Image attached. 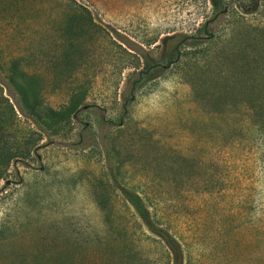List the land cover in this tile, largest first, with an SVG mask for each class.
<instances>
[{"label": "rangeland", "instance_id": "obj_1", "mask_svg": "<svg viewBox=\"0 0 264 264\" xmlns=\"http://www.w3.org/2000/svg\"><path fill=\"white\" fill-rule=\"evenodd\" d=\"M218 1L0 0L5 98L83 97L2 172L0 264H173L123 188L182 264H264V0Z\"/></svg>", "mask_w": 264, "mask_h": 264}, {"label": "trees", "instance_id": "obj_2", "mask_svg": "<svg viewBox=\"0 0 264 264\" xmlns=\"http://www.w3.org/2000/svg\"><path fill=\"white\" fill-rule=\"evenodd\" d=\"M211 1L216 7L220 5L218 0ZM157 68V65L147 66L139 73V79L156 74ZM206 68L209 69L207 66ZM18 77H22L21 74H18ZM14 85V92L20 97L19 100L15 95L16 108L5 98L0 89V179L10 162L25 163L30 158L32 150L39 148V142L43 139L41 134L57 135L83 103V97L74 95L60 108H53L39 96V86L21 81ZM129 102L130 98H125L124 105L126 106ZM19 114L24 121L32 122L39 131L31 129V126H22ZM8 130L15 133L11 135V138H8ZM122 194L147 230L166 245L172 255L173 264H182L183 254L180 244L167 230L158 225L139 195L125 188L122 189Z\"/></svg>", "mask_w": 264, "mask_h": 264}, {"label": "water", "instance_id": "obj_3", "mask_svg": "<svg viewBox=\"0 0 264 264\" xmlns=\"http://www.w3.org/2000/svg\"><path fill=\"white\" fill-rule=\"evenodd\" d=\"M232 1V0H231ZM87 107L84 106L83 107V110L86 109ZM52 145H56V146H65V147H71V146H75V143H64V142H58V141H53L51 142ZM25 165H27V163H25ZM9 182L7 181L5 183V185H8Z\"/></svg>", "mask_w": 264, "mask_h": 264}, {"label": "flooded vegetation", "instance_id": "obj_4", "mask_svg": "<svg viewBox=\"0 0 264 264\" xmlns=\"http://www.w3.org/2000/svg\"><path fill=\"white\" fill-rule=\"evenodd\" d=\"M164 68H167V66H164Z\"/></svg>", "mask_w": 264, "mask_h": 264}]
</instances>
